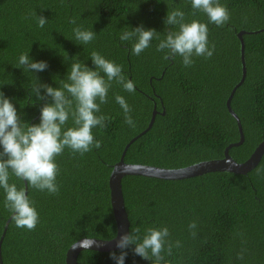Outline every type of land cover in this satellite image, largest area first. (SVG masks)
<instances>
[{
  "label": "trees",
  "instance_id": "trees-1",
  "mask_svg": "<svg viewBox=\"0 0 264 264\" xmlns=\"http://www.w3.org/2000/svg\"><path fill=\"white\" fill-rule=\"evenodd\" d=\"M219 2L230 13L222 27L209 23L202 12L193 15L190 0H0V92L11 100L22 121L38 124L45 103L29 95L34 77L60 87L76 60L94 68L92 51L122 66L125 79L135 86L130 93L112 82L108 103L97 114L110 120L103 130H92L101 141L99 149L81 156L65 148L55 158L58 194L34 189L10 175L9 183L18 188L26 183L39 222L29 231L11 219L1 245L2 264H65L68 248L78 240L112 239L116 225L108 179L135 137L124 155L127 164L179 169L222 158L225 148L239 141L226 101L241 78L240 31L246 73L230 107L240 121L244 141L231 147L229 155L242 163L264 141V0ZM173 7L185 12L186 22L196 19L207 24L209 47L215 46L211 58L194 57V64L184 67L181 57L165 59L164 52H157L155 39L139 56L131 54L132 41L119 40L127 27L141 24L163 38V20ZM37 16L48 20L43 28ZM76 26L95 32V39L88 44L76 41ZM27 52L34 61H46L48 68L32 73L17 68L19 56ZM116 95L130 105L134 127L124 122ZM154 106V123L141 134ZM71 126L70 117L65 128ZM121 186L129 233L135 234L139 227L142 237L149 227L168 228L172 254L165 250L161 264H264V155L246 175L214 172L172 181L125 176ZM4 198L0 188V236L11 215ZM192 222L195 229L188 227ZM134 247L125 249V264H153L154 258L135 255ZM113 252L119 255L120 249ZM109 253L82 251L77 264H115Z\"/></svg>",
  "mask_w": 264,
  "mask_h": 264
},
{
  "label": "clouds",
  "instance_id": "clouds-1",
  "mask_svg": "<svg viewBox=\"0 0 264 264\" xmlns=\"http://www.w3.org/2000/svg\"><path fill=\"white\" fill-rule=\"evenodd\" d=\"M193 15L204 13L208 22L217 27L224 26L230 20V13L219 0H190ZM48 20L37 16V24L43 28ZM75 24V19L70 20ZM165 25L164 36L161 38L155 29H145L138 25L128 27L119 35L121 43L132 41L131 54L139 56L151 46L153 39L157 40V52H164L165 59L182 58L184 67L194 64V57L211 58L215 46L209 47L208 26L206 23L193 19L186 22L185 12L179 7L167 11L163 20ZM75 40L88 44L95 39L96 33L84 30L80 26L73 28ZM66 53V52H65ZM67 54V53H66ZM90 59L94 68H89L83 62L76 60L66 74V80L60 81V87H52L40 83L38 78L30 85V96L38 101H45L40 108L38 124H28L22 121L16 107L3 92H0V188L5 193L4 207L11 213V219L18 228L35 230L39 215L33 202L26 194L24 187L18 188L15 183H9L10 175L18 180L26 181L27 185L49 194H58L59 185L57 175L59 168L55 158L61 155L65 148L73 153L83 156L93 148L99 149L101 141L95 139L93 129L99 127L103 130L110 117L99 114L101 105L108 103V92L115 81L127 92H134L135 86L131 80H126L122 66L106 59L100 53L92 51ZM26 72H42L48 68L46 61L32 60L28 52L19 56L18 67ZM103 73V75H101ZM106 77V79H105ZM43 89V94H41ZM50 98L51 102H47ZM98 101V102H97ZM115 101L124 114V122L130 127L135 126L131 116V107L125 98L116 95ZM71 117L72 126L65 128ZM189 229L197 227L195 222L189 224ZM134 233L120 235L115 247L120 249L119 255L110 252V258L115 264H125L129 246L134 245L132 252L142 259L153 264L164 261L165 250L172 254V244L167 227L145 229L144 235H139L140 228ZM195 232L192 235L195 236ZM95 244L93 239H85L78 245L89 249ZM167 246V247H166ZM179 247V242L176 243ZM166 264V262H165Z\"/></svg>",
  "mask_w": 264,
  "mask_h": 264
},
{
  "label": "water",
  "instance_id": "water-1",
  "mask_svg": "<svg viewBox=\"0 0 264 264\" xmlns=\"http://www.w3.org/2000/svg\"><path fill=\"white\" fill-rule=\"evenodd\" d=\"M243 35H244L243 31L237 33V37L240 41V61H241V69H242L241 78L240 81L232 89L226 101V108L229 114L236 120L238 132H239V141L227 146L224 150L223 157L220 159L203 161L179 169H166V168H159L154 166L125 163L124 155L129 145L136 139V137L133 138L124 147L120 159L116 164H114L108 179L110 204L116 225L115 236L110 240H99L94 238H83L78 240L68 248L65 255V264H77V258L79 253L85 250H90L95 252H113L119 250L118 248L115 247L116 240L119 239L120 235L129 233V220L124 206V198H123L122 186H121V181L125 176H142L147 178L172 181V180H183V179L193 178L214 172H228L233 174L246 175L248 172H250L259 164L262 156L264 155V141L259 143L258 146L254 149V151L250 155V157L242 163H237L229 155V149L231 147H237L241 145L244 141V135L240 121L230 107L231 98L235 90L243 83L246 73V67L244 61L245 47L242 38ZM156 114L157 111L154 106L148 126L141 134L145 133L148 129L152 127ZM24 188L27 194V186L25 182H24ZM10 221H11V215L8 218V220L5 222V225L2 230V234L0 236V264H2L1 245ZM85 239H93L95 240V244L89 249H84L79 246L73 248L74 244L78 245L80 242L84 241Z\"/></svg>",
  "mask_w": 264,
  "mask_h": 264
}]
</instances>
